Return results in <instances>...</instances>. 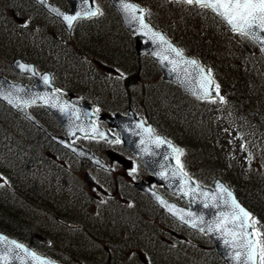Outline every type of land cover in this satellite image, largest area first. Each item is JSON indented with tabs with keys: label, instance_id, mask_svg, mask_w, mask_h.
I'll list each match as a JSON object with an SVG mask.
<instances>
[{
	"label": "rangeland",
	"instance_id": "rangeland-1",
	"mask_svg": "<svg viewBox=\"0 0 264 264\" xmlns=\"http://www.w3.org/2000/svg\"><path fill=\"white\" fill-rule=\"evenodd\" d=\"M141 1L147 5L149 17L153 23L164 28L168 25H172V27L180 28L182 30L185 39L187 41H192L195 46L192 49L189 45V49L192 50L193 54L201 53L204 55V59H207L208 61L211 60V55L209 53L203 50L198 52L200 49L197 46L198 44L201 47L205 45L208 48L214 45L219 49L220 52H222L223 55H225L223 58L220 57L219 60L216 59L218 62L213 63L210 72L214 71L215 76L218 78V84L220 82L223 88L228 89L225 94L226 97L229 94L231 96L235 95L233 94L234 92L232 90V84L229 79L231 78V66L232 75H235L234 69L236 70V73L239 69L242 72H246L245 76L249 77L250 82L254 81V77L257 76V74L254 72V70H257L254 68V63H258L261 60H259L257 57H254L253 55H250L247 58L237 54L238 51H236L235 48L242 43L239 37H227L222 30L213 32L212 30L214 28V24L207 26L205 24H194L191 13L185 10L186 8L189 9V6L187 5L173 2V5H180L178 6L179 8H177L175 6H171L166 0ZM96 2L97 5L103 9V15L105 17L108 15L110 19H114L112 11L109 10V7L103 0H96ZM9 7L11 8V6ZM32 9H35V7H32ZM8 11L11 12L12 10ZM16 13L17 17H21L28 21V25L29 22L31 23L28 28L18 29L19 31L17 32V35H22L23 40L27 41L28 43L20 44L15 41V38L7 36L6 40L2 41L3 45L0 49V70H7L10 72L8 70V66L11 63V61L8 62L9 58L19 54H25L28 57L38 58L41 65L43 66L54 67L55 70H58L59 77L57 78V81L59 83L65 84L69 89H73L79 95L82 96L81 93H83L84 97L93 96L97 101H101L104 106H109L110 110L113 107L121 104V100L124 95L119 92L121 90V84L123 80V78L120 77V74L126 75V63L130 64L132 72L135 71L134 73L136 75H138V72L135 60H130L133 56L128 44H126L125 37L118 32L119 30L116 28L113 22L110 23V28L106 27L109 25L107 23L105 24L106 26H99L106 22L105 19L102 18L96 23V27L94 29H88L89 32L92 31L88 36L84 35V33L74 36H65V34L61 36H55L54 34L56 33V30L59 29V26L55 21L48 18H35V13H33V11L30 12L31 15H28V12L25 10ZM198 16L204 17L205 14L202 12L199 13ZM11 18L12 16H10V19ZM205 26L208 28V30L204 28ZM51 41L67 47L71 46L72 44L79 43L80 46H77L78 49H81L82 47L86 48L88 46V52L85 49L86 54H92L93 57L96 55H101L106 66L110 68H116L115 71L117 74L114 75L116 77L102 74L100 77H97V82H93L95 73L92 71L88 72V70H81L83 69L82 63L87 59L85 56H80V61L78 63L71 61L72 64L66 65L65 68H59L54 64L55 54L53 53L65 54V51L62 50L61 52V50L58 48H51ZM77 52L78 51L76 49H73L72 55L77 54ZM80 53L82 54L83 51L81 50ZM237 55L239 56L236 60V63L241 61V66L237 64L232 65ZM261 64V69L258 70L264 71V63L261 62ZM59 66L64 67V64H59ZM142 69L143 72L140 71L139 73L141 77L139 84L134 86L132 89L134 101L137 102L143 98V94H148L149 101H157V105L164 104V102L169 100L171 96L166 97L167 92L164 90L162 84L159 83V80H157L158 77L156 72L151 71L150 65L145 63H142ZM240 74L242 73L240 72ZM245 85L247 87V84ZM61 86L63 87V85ZM208 104H210V106H205L206 109L204 110H201L196 103H190L189 105V110L200 109L201 115H204L202 120L203 123L200 126L198 121H193L192 125L186 127L181 125L180 122L184 117L180 116V112L170 109V112H172V116L174 118L175 128L172 126V128L167 129V131L175 137H184L182 140H184L186 146L189 147L191 155L193 156L191 158L196 159L198 157L199 162L202 163L197 167L199 171L195 169V171H198V173L196 172L194 174L195 176H202L205 178L211 176L215 169H221L222 171L226 172L234 171V168L238 167L240 175H237V177L241 179H247L249 185L240 183L237 189H243V191L246 193L245 195L248 196L247 198H255L256 203L261 204L262 215L264 216V175L253 172L256 176L255 177L249 171L251 168H254L253 165L249 166V164L253 162L251 159L252 153H250V148L247 150L246 143L242 140L241 135H238L233 128L234 125L236 126V123H239L238 119H235L234 116V109L236 108L233 104H229L228 100L218 105L213 103ZM147 108L152 112H155L152 110L155 108L152 107L151 104L147 105ZM3 113L7 114V117L3 118ZM0 115V127L3 130H1L2 132L0 133V139H2V134L4 133L7 136V138L4 139V142L8 147H10V154L8 156L1 157L0 153V169L2 168V173H4L6 177L8 176L14 179V184L11 187H15L13 190H11L5 184H0V220H2L0 223L9 229H12V224L17 223L15 218L18 217L20 213L26 212V215L35 216L33 220H30L31 222H29L27 219L30 224L39 228H46L50 232L57 233V237L64 236L65 234L61 231L67 230L60 228V226H58V228L57 225L52 224L54 219L51 220V218L53 217L43 209L44 206L51 204L53 209H57L56 212L60 211L67 213L69 214L68 217L71 216L73 220L75 219L74 217H80L82 216L80 214H84L83 218L86 219L87 227L91 228L94 223L95 227L99 228L98 231L102 230V232L97 233L100 236L103 235V231L106 227L108 230L111 228L114 230L115 226L118 228L116 232L119 234L118 240H120L121 247L117 245L116 247L117 249H120L118 251L119 253L123 252V255H121L122 259H118L117 262L115 261V259L118 258L117 255L111 259L109 257L111 253H106L103 255L102 252L99 251L98 247L91 248L86 252L84 251L86 250V245L84 244L79 246V248L81 247L80 249L76 248V250L81 254L83 252H90L93 256L92 258L97 260L92 264L106 262V259H104L106 255L108 257L107 263L109 264H147L145 261L146 257L144 255V252L146 251L143 249V247L146 246V243H148L146 242V236L143 234L136 235L131 233L134 227L132 223L137 220H144L141 218H136L135 220H130L129 222L127 217L123 216V212L126 209L132 207L130 200L136 196L126 191L117 192L116 190L114 196L119 195L122 199L127 201L128 204H123L120 200L114 198L110 200V207H106V209L102 212L103 214L96 215L95 213L89 212L90 209L93 210L96 208L95 210L97 213H99V209L95 207V205L87 206V204L90 202L89 196L88 199H85L83 205L86 206V209L83 208V206H78L75 204L76 201H82L80 198L81 193L79 191L81 188L80 186L72 185L73 188L70 189L75 200L73 201L64 194L59 195L58 188L53 189L44 187V185L40 184L41 182H38V180L35 178L36 176H34L32 173L22 174L18 169H12L13 166L6 168L5 165L12 163L14 159V150H16L17 147H24V143H28V140L31 137L29 135H23L25 129L18 130L13 125H10L12 122L10 118H8L9 114L7 113L5 107L3 109L0 107ZM166 117L162 116L161 119L164 120ZM194 127L198 128L199 133L198 131L194 130ZM213 132L214 135L212 139H208V133ZM185 139L192 140V142H188ZM9 142H13L17 145V147H11L8 144ZM92 146L94 147L95 144ZM26 148H32V150L34 149V152H37V150L35 151V148L32 146L27 145ZM20 154L21 158L19 162L23 163L27 157L29 162V160H35L36 156H38L36 153L31 156L25 153ZM212 159H215L216 164L212 162ZM233 163L235 164L233 165ZM81 177L86 181L87 176L84 172H82ZM95 177L101 182V184L106 185L109 188L116 187V183L114 182V179L116 178L115 174L113 176H101L97 173ZM225 183L230 186L228 182ZM86 184L87 188H90L91 180L86 181ZM28 190H31V192H28ZM91 192L92 194L99 193L101 195L99 189H93ZM25 193L32 194L33 199H42V202L38 201L37 205L34 200L29 199L27 196H23ZM106 201L108 200L103 198L101 203L97 202L96 204L104 206V202ZM69 209L76 211V214H70L72 210ZM148 211L153 210L150 209ZM154 216L155 219L150 220L152 226L147 227L146 231L148 236L151 237L150 239L156 241V245H160V241L163 240L164 237L169 238L170 232L182 233L176 224L167 220V217L162 216L159 212H156V214L152 213V218ZM37 219H39V221ZM117 220H123L126 224L128 223L129 232L122 230V223L117 222ZM42 222L44 223L45 228L42 226ZM261 229L262 233H264V221H262ZM71 237L81 241H86L87 244L90 243L92 238H94V236L92 238H88L84 233L76 234ZM260 238L264 239V236ZM68 240L70 242V238H68ZM60 241L57 240L58 243H60ZM99 245L102 247V251L106 250V244L103 246L101 244ZM176 249L177 250L174 249V253H172L170 246L163 245V247L158 250H160L164 255L165 252H162V250L168 251L166 252L168 253L166 254V258L164 259L166 264H177L181 262H186L184 264H188L189 261L186 258H179V255H183L185 252L177 247ZM61 255L65 257L63 253H61ZM81 263L82 261H79V264Z\"/></svg>",
	"mask_w": 264,
	"mask_h": 264
},
{
	"label": "water",
	"instance_id": "water-1",
	"mask_svg": "<svg viewBox=\"0 0 264 264\" xmlns=\"http://www.w3.org/2000/svg\"><path fill=\"white\" fill-rule=\"evenodd\" d=\"M67 1L71 5V10L67 13H61L58 12V10L53 6L45 2L41 3L39 0L46 10L60 17L66 24L68 23L64 20V16H75L76 19L73 20V22H75L77 19H87L99 14V11L92 3V0ZM109 1L118 12L125 29L135 35V49L137 50L138 54L146 53L152 57L160 68L164 79L175 82L181 86L183 92L188 93L196 98L219 99V96L214 89V81L210 87L211 96L205 97L203 94V90L200 87L201 78L202 76L209 75L203 66L199 65L196 60L183 54L182 58L177 57L174 52L167 50V45L161 44L159 41L154 42V40L150 38V35L145 34L146 30L141 28L140 21L133 19L132 15L124 10L123 5L125 3H133L127 0ZM137 8L142 11H138L136 15L143 16V22L148 25V28L151 29L152 32L164 36L162 32L156 31L147 23L145 18V9L140 8L139 6H137ZM90 11H96L97 14L94 16L88 15ZM68 28L71 27L68 25ZM255 31L256 35L260 39H264V32H261L258 29ZM249 38L259 47L261 53L264 55V45L260 43V40L253 39L251 37ZM165 39L173 48L179 50L166 37ZM184 60H194L196 61V65L198 67L191 64H184ZM14 67L20 73L23 72L32 74L36 80V87L28 88L23 84H8L6 81L0 78V98L6 103L10 104L14 110L30 118L26 111L27 105L42 104L47 109H49L57 117L60 124L66 130H68V132L73 133V135L76 133H82L83 135L97 137L102 136L105 138L102 134L97 132V130H90L87 122H82L81 118H90V113L84 110L88 106L75 108L76 106L73 107L67 103H63L62 100L58 98V96L52 93L54 87L50 83V76H37L34 73L32 66L24 64L22 65L19 60L15 61ZM198 68L203 69V72L201 73ZM45 78H47V80H45ZM128 119L130 120L127 123L123 122L119 117H115L113 120H108L112 122L114 126L118 127L126 146L147 165L150 173L155 176V182L158 185H163L170 192L186 199L189 203V210H185L174 203L166 201L164 198L150 189L144 187L141 188L148 193L151 199H153L161 208H163L175 219L182 223L189 221V223L185 224L189 225L195 230L207 233L213 240L218 254L228 264H245L244 249L239 246L233 247L232 244H225V240H231V237H226L221 232L215 230L216 222L220 218L221 214H227L231 211V199L234 198L236 202L239 203L235 195L232 193V197L229 198L227 196V192L230 191L223 184H221L220 181L216 182L213 190L193 184L191 180H189L179 171L176 164L174 163V160L178 154L174 151V149L177 148L173 144L164 140L163 137L154 134L153 130L151 134L147 133L145 129H152V126H145L143 119L140 118L139 120H134L131 117ZM82 129H86L87 133L83 132ZM56 140L65 147L69 148L80 158L89 159L92 162L100 164L98 160L93 158L81 147L69 146L66 141H63L62 139L59 140V138ZM156 140H162L164 143L158 145ZM222 188L226 189L227 192L222 191ZM161 201H163V203H161ZM225 201H228V203H225ZM170 208L172 211H170ZM246 211L249 212L248 210ZM173 212L176 214L174 215ZM189 213L191 215H188ZM181 214L184 215L183 220L180 219ZM251 216L253 217L252 214ZM192 222H195L197 227H192ZM210 228L212 230H209ZM249 231H251V229H249ZM0 236L5 237L3 235ZM5 238L6 241H14L8 237ZM21 245L23 246V249H16L13 245L7 242L0 243V255L7 256L8 264H35V261L31 256V253L35 252H33L27 246L23 244ZM24 249L27 251H24ZM237 253H240L239 259H237ZM36 256L45 260L46 264H58L37 254ZM0 264H3V261H0ZM247 264H251V262L249 261Z\"/></svg>",
	"mask_w": 264,
	"mask_h": 264
},
{
	"label": "trees",
	"instance_id": "trees-1",
	"mask_svg": "<svg viewBox=\"0 0 264 264\" xmlns=\"http://www.w3.org/2000/svg\"><path fill=\"white\" fill-rule=\"evenodd\" d=\"M134 1L136 3H138V4H140L141 6H145L146 5L141 0H134ZM2 16L3 15L0 14V19L2 18V22H1V25H0V37H5V36L9 35L10 33H8L9 27H8V25L6 23L8 21L6 19L4 20ZM202 22H204V24L206 26L207 25H212V23H214L215 27H219L222 31H224V33L226 35L231 37V35L225 29L226 28L225 24L219 18L214 16L209 10H207L206 15L203 18ZM206 26L204 28L206 30H208V28ZM232 36H233V34H232ZM235 36L239 37L240 40L242 41V43L235 48V50L238 51L237 54H239V55L245 54L247 56L250 55V54H248V51H249L248 47H245L247 45V46H250V48L252 50L251 51V55H253L254 57L259 58V60H261V61H264V60H262V57L259 55L258 50L255 48V46L248 39H246L243 36H239V35H235ZM13 38H15V41H17V40L20 41L21 40V38L16 36V35ZM2 45H3V43L0 42V49H1ZM214 49H215L216 53L212 54L211 56L214 57V62L213 63H217L218 61H216V59L219 60L220 57L223 58L225 55H223L222 52L218 53L216 48H214ZM130 51H131L132 55L134 54V57H135L136 56L135 52L131 48H130ZM239 55L236 56V58H235L234 62L232 63V65L237 64V65L241 66L240 61H238L236 63V60L238 59ZM261 61H259L258 63H254V68L255 69H257V70L261 69L260 68V66L262 65ZM234 71H235L234 72L235 75H232V66H231L230 67V76H231V78H229V79L231 81L232 86H234L236 88L235 90H233V92H234L233 94H235V95L231 96L229 94L228 97L231 98L232 101H235L236 109H237L238 113L242 115L241 116L242 120L240 122L244 123V126L245 125H251V127L254 128L255 130H263V132H264V102H262V98L255 97L253 95V91H252L251 88H247L245 86V84L248 83V82H246V80H247V76H245L246 72H242L239 69H238L237 73H236L235 69H234ZM240 72L242 74H240ZM133 82H135V83H133ZM131 83H133V84H131ZM130 84L132 86H134V84H137L136 83V78H129L127 80V83H126V85H127L126 88L127 89L130 86ZM258 88L264 89V86H260ZM169 96H171V98L169 100H167L166 102H164V105H172V106H175V104L178 105L177 102L174 99L175 95L172 94V93L167 92L166 97H169ZM180 96H182V95L180 94ZM144 99L145 100L148 99V94H144ZM0 107L2 109L4 108L2 105H0ZM5 117H7V114L3 113V118H5ZM8 118H11V115ZM10 125H13V123H10ZM13 126L15 128L17 127L15 124ZM17 128L19 129V127H17ZM1 130L2 129L0 127V133L3 131V130L2 131ZM25 133H27V131H25ZM6 138H7V136L3 133L2 134V139H0V153H1V157H5V156H8L10 154V150H9L10 147H8L6 145V143L4 142V139H6ZM42 141H44V139L40 138V137H38V135H36V138L31 137L29 139L28 143L25 142L24 143V147H20V148L17 147V145L14 144L13 142H9L8 144L11 147H17L16 150H14V153H13L14 166L17 167L18 164L22 163V162H19L20 158H21L20 157L21 156L20 153H25V154H28V155L31 153L33 155L34 153L37 154L38 152H40L39 150H42V148L44 146H49V144L44 145V142H42ZM27 145L34 147L35 151L37 150V152H34V149L32 150V148H26ZM259 157L261 159H263V157H261V156H259ZM200 164H202V163L200 162L198 166H200ZM59 171H60L59 169H55V168H53L51 166H44L41 169V174L37 175L35 178L39 181V177L41 175L45 174V176H46L48 174H51V172L58 173ZM222 176L224 177V179L230 180L232 182V185L236 187V192L238 194V197L240 199H242L244 201V203L249 208H251L253 211H255L257 219L259 221L260 220L263 221L264 220V216L262 215L261 204H257L255 198H247V196L245 195L246 193L243 191V189H241V188L237 189L239 187L240 183H244V184L249 185L248 184V180L247 179L242 180L239 177H237L236 174H233V173L232 174L229 173L228 175L224 174ZM64 177H65V175H64ZM64 180H63V176H62L59 181L63 182ZM67 181L69 182V179H67ZM29 198H31V196ZM31 199L34 200L36 202V204H37L38 201L42 202V199H38V198H36V199L31 198ZM79 203H82V202L79 201ZM137 205H138V207H136L134 209H126L123 212V216L127 217L129 222H130V220H135L136 218L143 219L144 221L137 220L134 223L131 222L132 225L134 226L133 227V231L131 233H134L136 235L143 234L148 239L149 236H148L146 230H147V227H151L152 226L151 225L152 223H151L150 220L155 219V216L152 218V213L149 212L146 209V205L145 204H143L141 202H138ZM43 209L50 216H55V215L61 214L63 217H67L69 215V214L64 213V212H62V213H59V211L56 212L57 209H55V208L53 209L51 204L44 206ZM69 210H72V209H69ZM27 212H29V211H27ZM70 214H76V211L72 210ZM34 217L35 216L26 215V212L20 213V215H18V217L15 218V220H17V223L12 224L13 227L10 230L9 233H11L15 237H17V238H19V239H21V240H23V241H25L27 243H30V244L37 243L35 241V239L33 238L34 232L41 233L42 235L44 234V235H46V237L50 238L52 240V242H56L58 240L57 239V235L54 234L53 232L48 231L44 227V223L43 222H42V226L45 229L36 227L35 225H32V224L29 223V222H31L30 220L34 219ZM27 219L29 220V222H28ZM37 220L39 221V219H37ZM74 220H76V219H74ZM146 220H148V221H146ZM77 221L80 222L83 227L87 228V230H85L82 233L86 234L88 238H92L94 236V238H92V240L88 244L86 243V241H81L79 239H75L74 237H71V240H73V242L78 241V243H79L78 246L83 245V244L86 245L85 248H86L87 251L89 249H91V248L98 247L99 251H101V248H100L101 246L99 244L103 243V241L101 240V236H103V238L105 239L104 241H106L109 246L112 245L114 249L117 248L116 245L121 247L120 240H118L119 234L116 232L118 230L116 226H115L116 228L114 227V230H112V229L105 230L104 229L103 235L100 236L96 232L97 228L95 227L94 223H93L92 227L90 228V227H87L85 218L82 217V219H79ZM117 222L122 223L121 224L122 225V230H125V231L129 232V228H128L129 224L128 223L126 224L123 220H117ZM117 222H116V224H117ZM149 240L152 243V244L150 243V245H152V249L151 248H149V249L151 250L150 254L152 255L154 264H163V263H165L164 259L166 258V254H168L166 252H168V251L162 250V252H165V255L162 254L161 251L158 250V249L161 248V247L159 248L160 245H156V243H155L156 241L155 240H151V239H149ZM118 243H119V245H118ZM148 243H146V247H148ZM68 246H69V244H68ZM72 247H75V246L73 245ZM76 248L80 249L81 247L80 248L76 247ZM172 249H174V248L172 247ZM40 250H42L43 252L46 251V249L43 248V247H40ZM116 253H118V254H116ZM102 254L105 255L106 253L102 252ZM115 255L118 256V258L115 259V261L117 262L118 259H122L121 255H123V252L122 253H119L118 251L117 252H113L109 257L111 259H113V257ZM81 256L86 257L88 259V262H91L90 264H92L91 257H93V256L91 255L90 252L86 253L85 255H81ZM107 258L108 257L106 255L105 258H104V259H106V262L99 263V264H109V263H107ZM179 258H185V255L184 254L183 255H179ZM88 262H87V264H88ZM184 263H186V262H181V263H177V264H184Z\"/></svg>",
	"mask_w": 264,
	"mask_h": 264
},
{
	"label": "snow or ice",
	"instance_id": "snow-or-ice-1",
	"mask_svg": "<svg viewBox=\"0 0 264 264\" xmlns=\"http://www.w3.org/2000/svg\"><path fill=\"white\" fill-rule=\"evenodd\" d=\"M41 3L44 0H40ZM188 5H196L202 9L211 10L215 15L219 16L224 20L231 29L244 36H249L253 39H259L260 43L264 45V39H260L256 35V29L261 32H264V0H179ZM124 10L132 15L133 19L140 21V26L142 29L146 30L145 34L150 35L155 41H159L161 44L167 45V50L174 52L177 57L182 58V52L173 48L168 44L164 36L152 32L148 28V25L143 22V16H137L138 11H142L137 8L136 5L125 3L123 5ZM55 11V10H53ZM59 14V13H57ZM96 11H90L88 15H96ZM76 19L75 16H64V20L67 21L69 27H71L73 20ZM27 26V23L24 25ZM171 62V61H169ZM184 64L196 65L194 60H184ZM23 67V66H22ZM198 67V66H197ZM198 70L202 73L203 69ZM47 80V78H45ZM213 84V80L210 75L202 76L200 87L203 90L205 97L211 96L210 87ZM217 94H219V85L215 86ZM145 131L151 134L152 129L148 128ZM118 142V141H117ZM156 143L159 145L164 143L162 140H156ZM175 152L179 155H183L182 150L174 149ZM177 164L180 168V171L183 172V165L180 164L179 158H177ZM186 176L187 174L184 173ZM222 191L227 192L226 189H221ZM229 198L232 197L231 192H227ZM163 203V201H161ZM228 203V201H225ZM207 206V205H206ZM231 211L227 214L222 213L220 218L216 222L215 230L221 232L226 237H231V240L226 239L225 244H232L233 247L239 246L244 249L245 264L251 262V264H264V239L260 237L264 236V233H261L256 225L258 221L251 216L243 207L236 202L234 198L231 199ZM170 211L172 209L170 208ZM175 215L176 213L173 212ZM188 215H191L190 213ZM180 219H184V215H180ZM189 223V221H185ZM192 227H197L195 222H192ZM251 229V231H249ZM209 230H212L211 228ZM10 243L16 249H23V246L15 241H6L5 237L0 236V243ZM24 251H27L24 249ZM32 259L35 261V264H46V261L36 256L35 253H31ZM240 253H237V259H239ZM0 261H3V264H8L7 256L0 255Z\"/></svg>",
	"mask_w": 264,
	"mask_h": 264
},
{
	"label": "flooded vegetation",
	"instance_id": "flooded-vegetation-1",
	"mask_svg": "<svg viewBox=\"0 0 264 264\" xmlns=\"http://www.w3.org/2000/svg\"><path fill=\"white\" fill-rule=\"evenodd\" d=\"M97 108V105H96ZM126 109H123L122 114H125ZM102 113V112H101ZM100 124V126L104 129H106L110 134L114 135L116 137V140L114 143H107L101 140H97V141H101V144H103L102 149L100 151V156L104 158V160L106 162L111 163L110 165L113 167V169H117L120 173L121 178L123 179H136V178H143L144 176H146V178L151 181V179L149 178L148 175H146V171L144 169V167L142 166V164L140 162H138L134 156L124 147L123 143L121 142V140L119 139V134L118 132L112 128L109 127L106 123L104 122H97ZM60 133H62V131L60 130ZM83 138H77L78 141H81ZM118 141V142H117ZM114 155H117L118 157H122L125 159H128L131 161V165L129 168H126L125 165L112 161V160H116L114 157ZM143 176V177H142ZM143 180V179H141Z\"/></svg>",
	"mask_w": 264,
	"mask_h": 264
},
{
	"label": "bare ground",
	"instance_id": "bare-ground-1",
	"mask_svg": "<svg viewBox=\"0 0 264 264\" xmlns=\"http://www.w3.org/2000/svg\"><path fill=\"white\" fill-rule=\"evenodd\" d=\"M0 2H5L7 4H13L15 2H21V0H0ZM4 10H5V8H2L1 12H3ZM82 33H84V32H82ZM84 35L88 36L89 34L84 33ZM16 36H18V35H16ZM18 37L22 38V35H19ZM214 48H216V46H214V45L209 47L210 53H212V54L215 53V49ZM130 60H132V59H130ZM127 72L131 73V74H134V72H135V71L132 72V69H131L129 63H128V67H127ZM71 162L74 163V164L77 163V161L75 159H71ZM263 163H264V161H263ZM45 166H49V165H45ZM64 175H65V177H64ZM62 176H63V180L65 179L64 181L67 183V186H63L62 185V183L64 181L63 182L59 181ZM67 179H69V182L67 181ZM39 181L41 182L40 184L44 185V187H49V188H53V189L58 188V190H61V191H67V190H69L72 187V182H71V179H70L69 175L67 173H65V172H62L61 170L58 173L51 172V174H48L46 176H45V174H43V175H41L39 177ZM28 192H31V190H28ZM25 194H28V195H25ZM25 194L23 196H27L28 198L31 196V198H32V194H30V193H25ZM31 198H29V199H31ZM83 208L86 209V206H83ZM80 215H82V216L74 217V218L76 220L82 219L84 214H80ZM0 222H1V220H0ZM98 229L99 228L96 229L97 233L102 231V230L98 231ZM84 251L86 252L87 250H84ZM85 252H83L82 254L85 255L86 254ZM91 259H92V263H95V261H97V260H94V258H92V257H91Z\"/></svg>",
	"mask_w": 264,
	"mask_h": 264
}]
</instances>
